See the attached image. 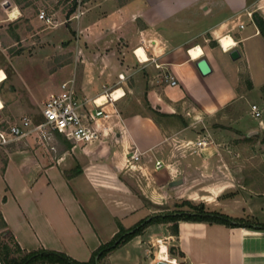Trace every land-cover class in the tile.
Segmentation results:
<instances>
[{
	"label": "crops",
	"instance_id": "0c3cea01",
	"mask_svg": "<svg viewBox=\"0 0 264 264\" xmlns=\"http://www.w3.org/2000/svg\"><path fill=\"white\" fill-rule=\"evenodd\" d=\"M82 3L88 6L85 11L95 13L80 16L77 28L85 32L87 47L97 40L101 50L77 48L72 76L77 94L91 99L106 87L120 89L122 95L103 106L108 117L97 122L107 130L100 140L73 142L54 131L48 140L31 133L0 147V212L14 241L24 251L44 248L88 261L119 224L128 228L153 212L159 186L166 183L183 190L181 198L197 200L207 210L241 220L252 216L255 224L179 220L176 234L170 222L150 224L97 264H155L158 239L173 247L169 254L175 264H264V117L257 125L245 120L246 114L254 118L251 93L264 96V37L253 20L254 13L264 20V0ZM222 35L234 40L238 58L221 49ZM118 41L128 48L120 62L113 53ZM196 45L203 50L197 59L189 53ZM138 47L145 61L135 57ZM202 57L211 69L206 75L196 66ZM166 72L174 76L175 85L164 80ZM25 103L19 114L37 121ZM92 109L88 102L86 110ZM228 129L254 137L232 149L246 156L256 153L257 160H226L216 144H197L213 131ZM133 151L140 157L129 165L126 158ZM157 159L160 168L155 167ZM210 167L220 170L213 182L206 176ZM178 179L181 183L172 184ZM137 211L142 216L125 224Z\"/></svg>",
	"mask_w": 264,
	"mask_h": 264
},
{
	"label": "rangeland",
	"instance_id": "374dc122",
	"mask_svg": "<svg viewBox=\"0 0 264 264\" xmlns=\"http://www.w3.org/2000/svg\"><path fill=\"white\" fill-rule=\"evenodd\" d=\"M83 1L80 2L79 8L77 0L75 11L70 16H67L72 0H20V2H16V0H0V82L4 80L0 83V97L4 100L2 110L4 115H20L19 113H21L23 108L22 105L26 102V112L33 113L36 120L40 121L42 119L40 109L43 102L59 92V85L62 81L73 76L76 69L73 58L77 53V48L79 47L80 50L88 48L90 52L101 50L95 45L98 42L97 40L87 47V42L82 40H85V32L77 28L80 16V19H82L85 16L91 17L95 13V10L85 11L88 6L84 5ZM12 7L17 10V14L13 17L10 15L12 10L9 11ZM78 8L83 10V13L78 18L73 17ZM41 9L51 17V24H46L37 17ZM8 11L10 17L7 14ZM77 33L80 34V39H78L79 37L77 38ZM115 44L113 53L119 57L118 62H120L122 53L124 54L128 48L123 41H118ZM80 59H82V56H80ZM260 92L264 95V86L260 88ZM258 94L256 91L252 92L250 98L261 109L260 117L253 118L251 114L245 115V120L254 125H257V119L264 117V96L261 99ZM14 103L18 104L19 107L13 108ZM203 131L204 128L197 133H202ZM219 131L221 134H215L213 131L210 137L205 139L206 143L204 146L211 145L214 147L217 145L218 148H222L225 157L223 159L226 160L258 159L256 153L255 155L253 153L254 156H251V153L246 156L247 153L232 149L233 144L252 141L254 138L252 135L242 136L238 133L236 135V132L233 133L230 129ZM214 153L215 151L211 152L210 155ZM220 154L221 152H217V156L222 158ZM207 169L206 176L209 177L208 181L213 182L215 180V171L220 172V170L215 167ZM226 170L229 171L228 168ZM193 176V174H190L189 180H193ZM198 184L196 182L193 187ZM177 189L179 188L170 187L166 183L159 186L160 194L155 199L158 206L152 207L150 211L153 212H150L149 215L189 209L188 205L184 204L186 199L181 198L183 190L177 191ZM111 201L113 202L114 200ZM191 203L197 204L198 201L191 200ZM129 205L130 202H128ZM135 214L134 217H129L125 224L131 225L142 216L140 211ZM244 218L251 221L255 220L252 216H245ZM162 240L165 243L166 239ZM1 243L8 245L10 255H16L13 249V241L4 232L3 228H0Z\"/></svg>",
	"mask_w": 264,
	"mask_h": 264
},
{
	"label": "built area",
	"instance_id": "2783aa9c",
	"mask_svg": "<svg viewBox=\"0 0 264 264\" xmlns=\"http://www.w3.org/2000/svg\"><path fill=\"white\" fill-rule=\"evenodd\" d=\"M80 2L81 0H78V5ZM78 7L80 8V5ZM13 8L14 7L9 11L13 10ZM79 8L77 12L74 13L73 17L78 18L83 13V10ZM9 11L7 12L8 15ZM37 17L46 24L52 23L51 17L42 9L39 10ZM219 45L223 51L227 52L232 49L235 42L227 49L220 43ZM135 50L136 49L133 50L135 57L140 61ZM152 60L154 59L152 58ZM156 65L158 66V64ZM118 78L123 79L124 76L119 74ZM164 80L170 85H175L177 83L174 76L168 72L164 74ZM116 89L117 88L109 90L105 87L102 93L91 99L80 98L77 94L75 78L71 77L64 80L59 85V92L43 102L40 109L42 116L40 121H33L27 114L20 115L15 119H10L0 113V147L8 145L31 133L37 134L38 137L43 140H48L54 131L62 133L68 140L73 142L89 143L100 140L106 133L107 127L100 126L97 121L100 118L105 119L108 117V113L103 110V106L115 100V98L112 97V93ZM100 96L104 98L101 101H97V98ZM88 102L93 105V109L90 111L86 110V104ZM1 109L2 107H0V110ZM250 109L255 118L260 117L261 110L256 104H251ZM205 143L204 140L197 142V144L201 146ZM139 157L140 153L133 151L128 155L126 161L130 165L132 161L138 160ZM161 166V160H155V167L160 168ZM156 243L158 247L153 253L152 258L154 263L158 264L164 262L166 264H175L176 259L174 257L173 259L167 257L171 256L167 244L164 243L162 239H158ZM163 243L166 247L165 252H162L161 248ZM161 256L163 259H160Z\"/></svg>",
	"mask_w": 264,
	"mask_h": 264
},
{
	"label": "trees",
	"instance_id": "16d2710c",
	"mask_svg": "<svg viewBox=\"0 0 264 264\" xmlns=\"http://www.w3.org/2000/svg\"><path fill=\"white\" fill-rule=\"evenodd\" d=\"M16 2H20V0H16ZM76 6L77 0H72L71 7L67 11V16H70L75 11ZM253 20L259 30V33L264 37L263 18L254 13ZM248 86L250 87V83ZM260 142H264V133L262 134ZM184 204L188 205L189 209L170 211L165 213H155L140 219L128 228H124L119 224V229L115 233V235L109 241L97 247L92 252L89 260L85 262L77 261L66 255L65 253L55 250H48L44 248L33 251L22 250L17 242L14 241L10 231L6 228V223L0 212V228H3L4 232L11 237L14 246L13 249L16 253V255H10V249L8 245L5 243H1L0 264H96L95 256H98L97 260L101 259L121 244L140 234L148 225L156 223L170 222V229L174 234H176L177 232V222L179 220L205 221L209 223H220L227 226H253L252 223H254L253 221L236 219L218 211L207 210L203 203L194 204L191 203V201L186 200ZM168 250L169 253L173 254L172 246H169Z\"/></svg>",
	"mask_w": 264,
	"mask_h": 264
},
{
	"label": "bare ground",
	"instance_id": "6f19581e",
	"mask_svg": "<svg viewBox=\"0 0 264 264\" xmlns=\"http://www.w3.org/2000/svg\"><path fill=\"white\" fill-rule=\"evenodd\" d=\"M16 14H17V10L16 9H13L10 12V15L12 17L15 16ZM218 41L225 49L229 48L231 45L234 44V40L230 37V35H222L218 39ZM135 53L139 57L140 61H145L146 59H148L146 54H145V52H144V50L141 47L136 48ZM189 53H190V55H192L193 58L197 59L203 54V50H202L201 46L196 45V46L191 47L189 49ZM120 95H122V92H121L120 89H116L112 93V97L115 98V99L118 98ZM103 98H104L103 96H100V97L97 98V101H101ZM2 105H3L2 101L0 100V107H2ZM161 248H162V252H165L166 247H165L164 244H162ZM167 257L168 258H172L170 256H167ZM160 259H163L162 256H161Z\"/></svg>",
	"mask_w": 264,
	"mask_h": 264
},
{
	"label": "water",
	"instance_id": "95a60500",
	"mask_svg": "<svg viewBox=\"0 0 264 264\" xmlns=\"http://www.w3.org/2000/svg\"><path fill=\"white\" fill-rule=\"evenodd\" d=\"M229 56L232 58V59H236L239 57V53H238V50L237 49H231L229 51ZM196 66L199 70V72L202 74V75H206L210 72V66L208 64V62L206 61V59L204 57L200 58L197 60L196 62ZM178 183H181V180L178 179L176 181H173L172 184H178ZM97 259H98V256H95V262L97 264ZM158 264H166L164 262H160Z\"/></svg>",
	"mask_w": 264,
	"mask_h": 264
}]
</instances>
